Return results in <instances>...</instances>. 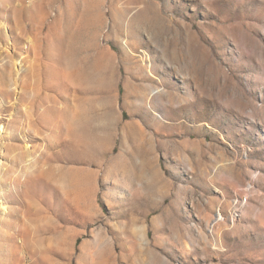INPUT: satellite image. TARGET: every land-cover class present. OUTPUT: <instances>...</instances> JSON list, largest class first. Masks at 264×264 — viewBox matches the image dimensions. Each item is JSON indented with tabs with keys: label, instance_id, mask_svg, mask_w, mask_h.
Instances as JSON below:
<instances>
[{
	"label": "rangeland",
	"instance_id": "obj_1",
	"mask_svg": "<svg viewBox=\"0 0 264 264\" xmlns=\"http://www.w3.org/2000/svg\"><path fill=\"white\" fill-rule=\"evenodd\" d=\"M0 264H264V0H0Z\"/></svg>",
	"mask_w": 264,
	"mask_h": 264
}]
</instances>
